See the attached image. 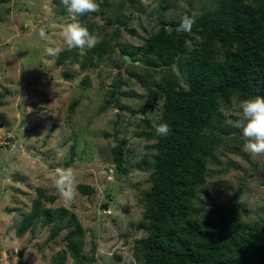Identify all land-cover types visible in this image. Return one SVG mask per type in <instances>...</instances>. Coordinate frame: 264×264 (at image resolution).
<instances>
[{"label":"rangeland","instance_id":"obj_1","mask_svg":"<svg viewBox=\"0 0 264 264\" xmlns=\"http://www.w3.org/2000/svg\"><path fill=\"white\" fill-rule=\"evenodd\" d=\"M101 1L97 13L70 16L61 0H0V264H51L64 249L63 234L51 240L42 223L17 236L39 189L57 197L48 208L77 216L85 230V264H138L134 244L145 236L137 224L155 144L140 136L149 131L142 121L154 128L160 120L162 103L153 95L161 77L188 87L183 62L155 64L145 56V43L163 20L190 6L210 8L211 0ZM73 22L99 37L96 47L83 54L66 47L61 33ZM147 104V114L132 113ZM239 105L223 109L232 127L225 138L235 141L210 165L207 201L228 206L244 189L239 202L247 213L239 211L252 219L264 214V156L244 150L235 126ZM121 145L119 168L113 150ZM58 169L73 170L77 196L70 204L51 187ZM81 185L90 188L87 193ZM66 264L78 263L69 257Z\"/></svg>","mask_w":264,"mask_h":264},{"label":"trees","instance_id":"obj_2","mask_svg":"<svg viewBox=\"0 0 264 264\" xmlns=\"http://www.w3.org/2000/svg\"><path fill=\"white\" fill-rule=\"evenodd\" d=\"M210 5L202 11L190 6L163 20L145 43V56L155 64L183 62L188 87L163 76L154 90V100L162 103L158 124L169 126L168 136H157L149 119L142 121L149 131L140 136L155 144L149 147L154 151L150 190L142 197L144 214L137 224L145 236L134 244L138 264H264V214L242 215L247 213L239 202L244 189L228 206L209 203L206 190L210 165L224 145L235 141L225 138L232 127L223 109L264 96V0H211ZM169 7H162V16ZM185 15L195 23L190 32L177 31ZM151 107L132 113L145 115ZM122 146L113 150L119 168ZM56 199L39 189L31 211L21 216L17 236L42 223L51 229V240L64 236V249L51 264H66L69 257L85 264V230L69 210L47 207Z\"/></svg>","mask_w":264,"mask_h":264},{"label":"clouds","instance_id":"obj_3","mask_svg":"<svg viewBox=\"0 0 264 264\" xmlns=\"http://www.w3.org/2000/svg\"><path fill=\"white\" fill-rule=\"evenodd\" d=\"M61 3L70 16H84L99 11L96 0H61ZM194 23L193 17L185 15L181 18L177 31L190 32ZM39 36L41 39H46V30L41 28ZM61 36L69 50L78 49L81 54L85 50L93 49L99 43V37L78 22L66 24ZM239 114L240 119L236 121L235 126L242 130V137L246 141L243 145L244 150L253 156H264V96L242 100ZM154 128L156 135L161 137L168 136L170 131L166 123L154 124ZM57 171L59 176L51 187L63 201L70 204L77 196L73 170L58 169Z\"/></svg>","mask_w":264,"mask_h":264}]
</instances>
